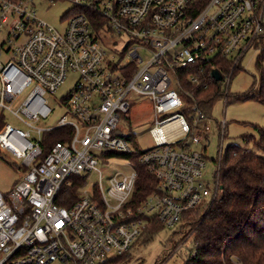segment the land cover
<instances>
[{"label":"built area","instance_id":"2783aa9c","mask_svg":"<svg viewBox=\"0 0 264 264\" xmlns=\"http://www.w3.org/2000/svg\"><path fill=\"white\" fill-rule=\"evenodd\" d=\"M57 1L0 0V151L23 170L9 194L0 191V264H114L149 222L171 229L186 212L211 205L220 190L226 128L218 125L212 187L203 177L214 119L197 91L210 89L209 69L218 71L227 103L234 70L251 49L264 52V0H66L74 10L63 18L64 30L37 15L38 4ZM79 8L96 10L104 24L95 29ZM119 38L128 40L121 53ZM221 61L231 65L229 73ZM71 76L73 87L58 102L67 114L44 126L55 111L48 96ZM136 97L153 110L155 146L142 150L139 161L157 183L134 207L130 159L131 172L111 179L108 193L101 176L86 186L111 153H133L121 122ZM59 129H70L65 142L43 157L44 135ZM72 176L85 185L65 206L59 201Z\"/></svg>","mask_w":264,"mask_h":264},{"label":"trees","instance_id":"16d2710c","mask_svg":"<svg viewBox=\"0 0 264 264\" xmlns=\"http://www.w3.org/2000/svg\"><path fill=\"white\" fill-rule=\"evenodd\" d=\"M75 11L86 14L95 29H99L105 22V19L94 9L79 8ZM262 60H264V52L257 62L259 68L262 66ZM219 66L224 73H229L231 69L228 62L221 61ZM214 72L211 69L208 71L210 89L197 91L201 108L209 115L216 101L224 96L222 80H218ZM236 72L237 69L234 70L233 77ZM230 100L228 94L227 103ZM233 100H256L264 104V95L262 92H255L235 97ZM257 128L261 140L256 145L262 153L259 154L245 145H231L224 153L219 175V193L204 214L194 219L195 249L186 264H264V128ZM68 130L70 129H59L44 135L43 157L49 153L52 145L65 142L64 134L66 131L70 132ZM132 130L131 124L122 136L132 143L133 153L131 155L111 153L110 156L131 160L137 172L131 205L136 207L155 190L157 182L139 161L142 149L138 148ZM243 140L245 143L256 141L254 136H245ZM70 179L72 185L64 189L62 199L59 201L65 206L75 201L78 190L85 185V180L81 177L72 176ZM67 195H71L68 201L65 200ZM201 206L186 212L180 224ZM163 229L165 227L162 224L149 222L141 237L143 242H149ZM127 255L115 259L114 264H119Z\"/></svg>","mask_w":264,"mask_h":264},{"label":"rangeland","instance_id":"374dc122","mask_svg":"<svg viewBox=\"0 0 264 264\" xmlns=\"http://www.w3.org/2000/svg\"><path fill=\"white\" fill-rule=\"evenodd\" d=\"M74 8L73 4L66 0L57 1L56 3H43L37 6V15L44 22L53 25L58 30H64L66 23L63 18ZM127 39L119 38L115 49L120 53L124 51ZM113 47V46H112ZM263 51L260 49H251L241 62V66L237 68L234 77L232 76L229 86L230 102L225 103L224 98L216 101L210 113L213 117L211 145L206 155V168L204 170L203 180L214 187V175L217 171L220 137L218 134V125L225 123V139L222 149V160L220 163V171L223 166V155L227 148L231 145L247 146L249 149L262 153L256 143L260 142L261 135L257 127L264 128V104L256 100L238 101L233 98L244 96L249 93L262 92L264 95V60L262 66L258 67V59L262 56ZM125 59L120 63L123 66ZM74 84V76H71L63 87L56 94H50L48 100L55 108L54 113L44 126L56 125L60 119L67 114L66 108L58 105L59 99L67 96ZM8 122L24 131L28 127L21 124L15 119H9ZM122 127L129 128L132 124L133 134L135 135L138 148L143 151L150 150L155 146L151 137L150 130L154 126L153 110L150 102L143 97H136L132 101V108L128 115L122 118ZM245 136H254L256 141L245 143ZM195 150L203 151L205 146L197 145ZM21 163L16 157L9 153L0 151V191L7 195L15 184L21 179L23 170L18 166ZM125 159L115 157L104 163L100 162L99 170L87 177V189L100 183L102 177V185L106 193L110 189V181L119 173L129 174L130 167L127 166ZM219 171V175H220ZM205 203L200 209L190 214L182 224L171 229L165 228L149 242H143L140 238L132 247L128 255L120 261L119 264H186L190 254L195 249L193 241V231L195 220L204 214L208 209Z\"/></svg>","mask_w":264,"mask_h":264},{"label":"water","instance_id":"95a60500","mask_svg":"<svg viewBox=\"0 0 264 264\" xmlns=\"http://www.w3.org/2000/svg\"><path fill=\"white\" fill-rule=\"evenodd\" d=\"M214 76H217L218 77V80H222L219 72L215 71L214 72Z\"/></svg>","mask_w":264,"mask_h":264}]
</instances>
